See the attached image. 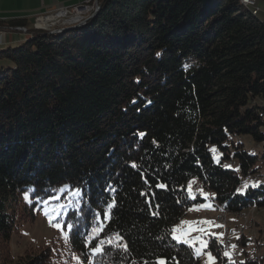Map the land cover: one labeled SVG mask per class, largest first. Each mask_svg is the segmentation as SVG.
Listing matches in <instances>:
<instances>
[{"label": "trees", "instance_id": "16d2710c", "mask_svg": "<svg viewBox=\"0 0 264 264\" xmlns=\"http://www.w3.org/2000/svg\"><path fill=\"white\" fill-rule=\"evenodd\" d=\"M99 5L79 29L33 27L0 50V264H200L173 229L202 193L230 216L264 212V22L239 0ZM65 186L83 193L63 218L66 248L13 262L21 224ZM92 236L105 242L95 257ZM205 244L232 264L216 237Z\"/></svg>", "mask_w": 264, "mask_h": 264}, {"label": "rangeland", "instance_id": "374dc122", "mask_svg": "<svg viewBox=\"0 0 264 264\" xmlns=\"http://www.w3.org/2000/svg\"><path fill=\"white\" fill-rule=\"evenodd\" d=\"M35 16L32 18L30 27H28L27 25L24 27L27 31L28 28L30 29L33 27H38L35 21ZM259 17L264 19L262 14H260ZM7 27L9 28V26ZM47 31L50 32L51 30ZM26 36L27 39L30 34L27 33ZM244 142L249 151H251L252 153L258 152L259 146L251 144L249 137H245ZM262 170L264 171V167L262 168ZM259 182H261L260 177H254L253 180L243 178L241 188H245V186H248L249 184L254 186ZM195 188L196 184L194 185V189ZM61 190L62 189L59 190L57 196L51 197L49 199V201L53 200V203L47 202V204L43 205L41 209L38 208L36 210L35 218L33 221H31V218L29 217L27 218V221L21 224L19 233L15 234L11 243V248L15 257L13 259V262L17 261L18 255H23V252L30 248L45 247L48 245L59 247L62 246L60 248L63 249L66 248V240L64 239L66 238L65 231L67 227L65 228L63 224V218L65 216V213L70 211V208H75L77 198L73 195L71 190H66L63 192ZM205 196L207 197V199H205ZM201 197L204 199V201L193 205L184 217V222L182 220L180 224V226H182V228H184L185 230L184 236L186 237L184 239L188 242V245L190 247H192L193 245V247L199 246L200 252L202 251L200 243L202 242L204 248L206 239L210 235L216 236L220 226V212L216 209L215 204L211 201V194L202 193ZM192 198H194V196H192ZM250 210L242 213L247 215L246 219H244V216H241V219L243 220L242 222L237 220L234 215H229L228 221L230 222L231 227H233L232 232L234 234L237 227V238L240 239V244H243V251L247 250L251 252V254L256 258L262 257L264 259V212H258L257 210L252 212ZM45 213H47V215ZM60 217H62L61 220ZM54 219H57V222H54ZM68 225L69 224H67V226ZM180 226L178 228H175L176 231L173 232V236L179 237L180 233V238L182 237L183 233L180 229ZM241 233L243 237L239 238ZM188 236L195 241L192 242L193 240ZM187 239H189L190 241H188ZM242 242H245V245ZM244 256L245 253L243 254L241 260L244 258ZM71 257L74 264H79L77 258L74 255ZM200 258V264H217L215 259L213 261L209 260L207 252H204ZM258 262L261 263V260H259Z\"/></svg>", "mask_w": 264, "mask_h": 264}, {"label": "crops", "instance_id": "0c3cea01", "mask_svg": "<svg viewBox=\"0 0 264 264\" xmlns=\"http://www.w3.org/2000/svg\"><path fill=\"white\" fill-rule=\"evenodd\" d=\"M85 0H0V50L13 47L26 40L27 33L12 31L7 28V22L12 20H26L30 27L35 15L53 11L59 7H68ZM257 17H264V2L258 1ZM29 29V28H28ZM25 35V36H24ZM184 222V220H183Z\"/></svg>", "mask_w": 264, "mask_h": 264}, {"label": "bare ground", "instance_id": "6f19581e", "mask_svg": "<svg viewBox=\"0 0 264 264\" xmlns=\"http://www.w3.org/2000/svg\"><path fill=\"white\" fill-rule=\"evenodd\" d=\"M239 2L245 8L249 9L253 16L257 15L258 9L251 8V2H247V1H244V0H239ZM97 9H98V6H97L96 10ZM96 10H95V5H87V7H85L82 10V17H89L90 14L93 11H96ZM64 27H67V26L58 27L55 30L61 32L60 30L62 28H64ZM51 31H54V30H51ZM198 194H199L198 186L196 185V188L194 189V185H193V195H198ZM216 209L220 212V217H219L220 226H219L217 235L214 236V237H216V244L220 248V250H221V252H222V254L224 256H225V252H228L230 254V258L225 256L228 263L237 264L239 261H241V258H242V255H243V249H242L243 245L240 244L241 241H240V239H238L239 240L238 253L237 252H232V249H234V247H233L234 246V240H226L224 238V236H222V233L224 232V235H228V237H235V234L232 232L233 231V227H231V224L228 221L229 214L226 215V212H222L224 210L221 207H219V206H216ZM250 211L253 212V211H255V209H251ZM241 216H244V219H246L247 215L240 213V214L235 215V218L242 222L243 220L241 219ZM180 227H181L180 229H181V231L183 233V235L181 237V242H183L184 244L188 245V242L184 239L186 237V236H184V228H182V226H180ZM240 237H243L242 233L239 236V238ZM187 240L190 241L189 239H187ZM241 240H242V238H241ZM193 246L191 248H192L193 252L197 255V253L200 252V247L199 246L198 247L197 246L193 247ZM200 253H202V251Z\"/></svg>", "mask_w": 264, "mask_h": 264}, {"label": "built area", "instance_id": "2783aa9c", "mask_svg": "<svg viewBox=\"0 0 264 264\" xmlns=\"http://www.w3.org/2000/svg\"><path fill=\"white\" fill-rule=\"evenodd\" d=\"M98 1L99 0H85L84 2L78 5H74L70 7H59L53 10V12L50 11L36 15L35 21L37 23V26L43 28L44 30H55L58 27L68 26L87 18V17H82V10L85 7H87V5H95V8H97ZM244 1L251 2V8L258 10H259V8L257 7L258 1L264 2V0H244ZM17 31L26 32V29L22 27H18ZM198 188L200 189V187ZM222 212H226V211H222ZM228 214L229 213L226 212V215ZM222 236H224L226 240H234L235 247L234 249H232V252L238 253L239 240L237 238V227L235 229V237H228V235H224V232L222 233Z\"/></svg>", "mask_w": 264, "mask_h": 264}, {"label": "snow or ice", "instance_id": "6c2138e0", "mask_svg": "<svg viewBox=\"0 0 264 264\" xmlns=\"http://www.w3.org/2000/svg\"><path fill=\"white\" fill-rule=\"evenodd\" d=\"M142 135L143 134L141 133V136ZM132 166L133 167H136L135 164H133ZM225 167H230V166L229 165H226ZM146 183H147V181H146ZM157 186L158 187H163V188L167 189V186L166 185H157ZM66 190H71L72 193H73V195L77 199H79L83 195L82 190H80V189H68V186H65V188L62 189L61 191L63 192V191H66ZM189 192H191V182L189 184ZM142 195H146V194L142 193ZM205 199H207L206 196H205ZM110 208H111V205L108 206V209H110ZM45 214L47 215V213H45ZM108 215H109L108 211H105V213L103 214V216H104L105 219L108 218ZM97 217L98 218L100 217V213H97ZM205 223H212V222H205ZM58 226H59V224H58ZM67 227H68L69 230H71V228L73 226L72 225H68ZM97 228L100 231H102V223L99 221V219H98V223H97ZM94 231H95V229H94ZM175 231H176V229H173V232H175ZM86 239L88 240V243L89 244H91V240H96L97 241L96 244L93 245L92 248H91V255H92V257H95L97 254H103V250H104V246H105V242H104L103 239H98L97 236H92L91 238L86 237ZM173 239H176L178 243L181 242V238L178 237V236H173ZM123 247H124L125 250H127V245L126 244ZM205 247H206V244H205ZM233 247H235V246H233ZM200 254L201 253L198 252L197 253V256H199ZM85 255H87V254H85ZM207 255H208L210 261H213L214 260V258L211 256V253L210 252L207 253ZM225 256L230 258V254L228 252H225ZM158 264H166V262L165 261H158ZM241 264H244V262L241 261Z\"/></svg>", "mask_w": 264, "mask_h": 264}, {"label": "water", "instance_id": "95a60500", "mask_svg": "<svg viewBox=\"0 0 264 264\" xmlns=\"http://www.w3.org/2000/svg\"><path fill=\"white\" fill-rule=\"evenodd\" d=\"M84 2V1H83ZM99 2V1H98ZM82 3V2H81ZM80 4V3H79ZM76 5H78V4H76ZM72 6H74V5H72ZM68 7H70V6H68ZM99 8H100V5H99V3H98V9L96 10V11H94V12H92L91 14H90V16L89 17H87V18H85V19H83V20H81V21H79V22H76V23H73V24H71V25H69V26H67V27H64V28H62L60 31L61 32H59V31H57V30H54V31H51V32H49L50 34H59V33H64V32H69V31H72V30H76V29H79V28H81V27H83L84 25H86V23L91 19V18H93L96 14H97V12L99 11ZM18 27H22V28H24L23 26H9V30H12V31H17V28ZM8 28V27H7ZM41 28V27H40ZM43 29V28H42ZM45 31H47V30H45ZM17 32H21V31H17ZM21 33H27V30H26V32H21Z\"/></svg>", "mask_w": 264, "mask_h": 264}]
</instances>
